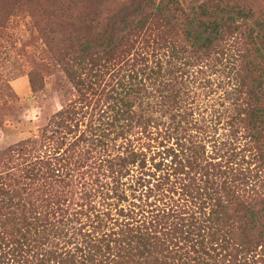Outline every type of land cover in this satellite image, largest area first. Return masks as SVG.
<instances>
[{"label": "trees", "instance_id": "obj_1", "mask_svg": "<svg viewBox=\"0 0 264 264\" xmlns=\"http://www.w3.org/2000/svg\"><path fill=\"white\" fill-rule=\"evenodd\" d=\"M250 1L0 0V28L22 12L42 43L33 94L52 76L66 101L0 151V264L261 263L264 9ZM42 241L57 250L28 259Z\"/></svg>", "mask_w": 264, "mask_h": 264}, {"label": "rangeland", "instance_id": "obj_2", "mask_svg": "<svg viewBox=\"0 0 264 264\" xmlns=\"http://www.w3.org/2000/svg\"><path fill=\"white\" fill-rule=\"evenodd\" d=\"M255 2L254 5L264 9V0ZM28 21L27 15L17 12L4 30L0 28V151L37 135L66 102L60 97L52 76L45 77V86L39 93L33 94L31 90L28 77L32 67L31 56L39 53L42 43L30 33ZM247 159L253 161L251 155ZM248 167L253 169L254 164H247ZM64 244L61 241L59 247ZM48 249L57 250V247L45 241L40 244L33 242L26 257H40ZM259 264H264V255Z\"/></svg>", "mask_w": 264, "mask_h": 264}]
</instances>
